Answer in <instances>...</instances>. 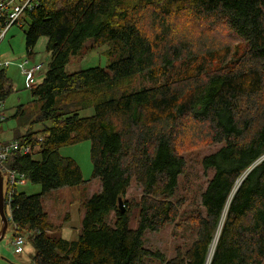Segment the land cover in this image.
<instances>
[{
    "label": "trees",
    "instance_id": "1",
    "mask_svg": "<svg viewBox=\"0 0 264 264\" xmlns=\"http://www.w3.org/2000/svg\"><path fill=\"white\" fill-rule=\"evenodd\" d=\"M185 19L224 23L244 49L226 45L217 54L216 41L188 37L179 24ZM23 24L27 56L44 37L50 55L30 89L33 102L12 116L18 128L27 127L13 139L30 138L40 149L6 161L42 188L37 195L17 191L9 223L14 238L33 233L32 264H145L154 257L162 264H207L218 233L210 264H264V0H41ZM89 39L95 46L120 41L127 55L105 68L68 72ZM182 61L189 63L179 71ZM143 74L153 85L132 91ZM9 79L1 70L3 103L14 92ZM37 124L42 131L34 130ZM196 135L221 148L203 160L215 173L201 196L204 212L192 217L197 239L166 260L145 248L143 237L180 220L184 203L175 191L186 161L179 150ZM83 141L91 142L92 178L101 180L102 191L84 204L81 232L69 241L53 233L41 198L83 183L76 161L60 154ZM133 179L142 194L130 204L124 197ZM134 208L136 230L129 227ZM112 210L114 226L106 221Z\"/></svg>",
    "mask_w": 264,
    "mask_h": 264
},
{
    "label": "rangeland",
    "instance_id": "2",
    "mask_svg": "<svg viewBox=\"0 0 264 264\" xmlns=\"http://www.w3.org/2000/svg\"><path fill=\"white\" fill-rule=\"evenodd\" d=\"M195 21L185 19L179 21L181 27L188 37L195 41L204 44V36L208 37L207 45H211L212 40L216 41L217 54L221 53L226 45H231L234 48L244 49L242 40L232 34L229 28L224 23H209L204 21ZM183 25V26H182ZM185 25V27H184ZM186 28V29H185ZM28 26L22 28L14 25L6 34L5 38L0 43V57H8L12 60L13 65L6 70L7 77L10 78L14 92L4 103L2 111L7 113V119L3 125L2 133L0 132V141L13 140V137L19 133L27 132V127L18 128L19 124L12 118L14 111L19 106L28 107L33 98L31 88L26 86L25 77L18 68V64L22 63L26 58L32 63L44 64L43 73L48 68L50 55L46 50L47 38H41L34 49V56L28 57L25 45V32ZM202 41V42H201ZM206 45V46H207ZM127 55V49L120 41L110 42L102 46H95L91 39L87 40L84 47L79 53L69 62L67 71L74 69L87 70L95 67L105 68L108 62L120 60L122 56ZM189 61H182L177 64L183 71L182 66L188 64ZM38 79L42 80L41 76ZM153 82L148 75H141L136 78L132 91H136L145 87H151ZM31 110V109H30ZM7 111V112H6ZM36 112V109L34 110ZM92 111L83 112L81 117H89ZM30 121L28 120L27 123ZM21 123V122H20ZM26 125L25 123H21ZM50 126L49 123L44 124ZM44 125L37 124L34 126L35 131H42ZM29 127V125L27 124ZM221 148V145H213L206 140L196 135L192 138H186L184 145L179 152L185 158L186 170L183 175L179 176L178 186L175 191L176 200L180 199L184 204L180 209V216L176 224L167 225L159 232L147 231L143 237L145 248L152 252L161 253L164 259L169 260L175 257L178 248L183 252L188 251L194 241L197 239V226L193 222L192 217L199 212H204L201 205V196L206 190L209 181L214 177L213 169H206L203 164L204 158L214 154ZM60 154L63 157H70L76 161L80 169H82L83 183L73 187H62L52 190L43 195L41 203L43 211L48 215L49 223L53 226V233L66 240L74 241L78 239L81 232L82 220L85 210L84 204L94 195L102 191V183L98 178H92L93 166L91 162V142L83 141L63 147L60 149ZM6 180V176H3ZM18 192L27 195L41 194L42 188L40 185H32L29 181L24 186L18 187ZM141 188L136 183L135 179L131 181L127 194L124 197L130 204L139 202L141 198ZM12 221V220H11ZM106 221L109 225L114 226L116 221L115 212H110ZM139 208H134L131 212L129 227L136 230L139 227ZM1 224V219H0ZM14 225H10L4 239L0 242V264H32L35 250L29 238L33 236L32 232H22V235L13 237L16 230ZM50 232V231H49ZM21 234V233H20ZM18 237H22L26 244L22 253L16 254L14 243ZM219 233L216 236L215 242L210 250L207 264H210L215 251ZM211 257V258H210ZM145 264H162L160 258H148Z\"/></svg>",
    "mask_w": 264,
    "mask_h": 264
},
{
    "label": "built area",
    "instance_id": "3",
    "mask_svg": "<svg viewBox=\"0 0 264 264\" xmlns=\"http://www.w3.org/2000/svg\"><path fill=\"white\" fill-rule=\"evenodd\" d=\"M40 2L41 0H0V43L11 27L14 25L22 27L24 25L23 18L26 13L34 11V9L39 6ZM13 63L14 62L10 60H3L0 57V71L4 69L7 70ZM18 68L25 77L26 86L31 88L37 81V78H39V75L43 73L44 64H35L32 63L30 59L26 58L22 63L18 64ZM2 108H4V103L0 102V122L7 119V113L3 112ZM36 139L40 142L43 140V137H37ZM39 149L40 147L38 145H31L30 138L0 141V171L6 176V180L3 178L4 199L10 221L12 219V199L18 191V187L24 186L28 181L24 173L6 167V161L12 153L18 152L21 156L30 157ZM25 244V240L22 239V237H18L14 243L15 253H22Z\"/></svg>",
    "mask_w": 264,
    "mask_h": 264
},
{
    "label": "water",
    "instance_id": "4",
    "mask_svg": "<svg viewBox=\"0 0 264 264\" xmlns=\"http://www.w3.org/2000/svg\"><path fill=\"white\" fill-rule=\"evenodd\" d=\"M118 209L122 212H126V208L122 198L118 200ZM8 211L6 210L5 199H4V180L3 174L0 171V242L4 239L7 230L9 228L10 218L8 216Z\"/></svg>",
    "mask_w": 264,
    "mask_h": 264
},
{
    "label": "crops",
    "instance_id": "5",
    "mask_svg": "<svg viewBox=\"0 0 264 264\" xmlns=\"http://www.w3.org/2000/svg\"><path fill=\"white\" fill-rule=\"evenodd\" d=\"M3 60H10L12 61L10 58L8 57H1ZM82 69H74V70H71L70 73H76V72H79L81 71ZM7 112V111H6ZM3 141H7L6 139H4Z\"/></svg>",
    "mask_w": 264,
    "mask_h": 264
},
{
    "label": "bare ground",
    "instance_id": "6",
    "mask_svg": "<svg viewBox=\"0 0 264 264\" xmlns=\"http://www.w3.org/2000/svg\"><path fill=\"white\" fill-rule=\"evenodd\" d=\"M3 176H4V175H3ZM4 179H5V178H4ZM12 203H13V199H12ZM12 203H11V204H12ZM210 258H211V257H210Z\"/></svg>",
    "mask_w": 264,
    "mask_h": 264
}]
</instances>
